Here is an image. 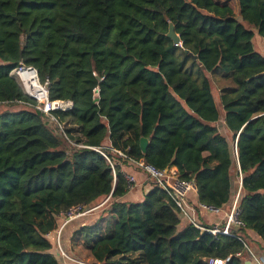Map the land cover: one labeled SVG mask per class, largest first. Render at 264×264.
<instances>
[{"label":"trees","instance_id":"16d2710c","mask_svg":"<svg viewBox=\"0 0 264 264\" xmlns=\"http://www.w3.org/2000/svg\"><path fill=\"white\" fill-rule=\"evenodd\" d=\"M255 33L264 40V0H0V264H60L50 236L58 217L91 206L72 238L93 264H260L264 55ZM20 66L72 108L37 109L11 74ZM137 161L175 167L199 203L217 208L232 202L235 166L242 225L230 235L179 227V208L154 182L142 200L124 199L125 166Z\"/></svg>","mask_w":264,"mask_h":264},{"label":"built area","instance_id":"2783aa9c","mask_svg":"<svg viewBox=\"0 0 264 264\" xmlns=\"http://www.w3.org/2000/svg\"><path fill=\"white\" fill-rule=\"evenodd\" d=\"M21 71H30L31 73H34L35 83L37 86L36 88L38 89L37 94L34 91H32L30 86L27 85L25 81L22 79L21 74H20ZM11 74L13 75L14 78H16V80L22 87L24 93L36 101L35 107L41 110L43 113L48 115L53 110H70L72 108L73 103L70 100H59V99L50 100L49 99L48 91L46 87L47 83L40 82L35 68L20 66V67L13 69ZM102 154L104 155L105 158H107L104 153ZM118 154L121 156H125L121 152H119ZM134 164L140 169H142L154 183L161 186L167 192L169 197L174 201L176 206L179 208L181 215L183 217L186 216L190 218L187 212L186 199L190 192L196 191L195 183L192 180L180 179L179 177H177L176 172L173 171L171 168L168 170H163V169L161 170V169H157L153 167L152 165L145 164L143 161H137V162H134ZM125 178L127 179L129 188H131L134 184V177L132 175L126 174ZM238 194H239V191L237 192L236 198L233 201L229 212L227 213L226 221L224 222L222 226L220 227L213 226L211 228H204L201 225L195 223L192 219H190V223H192L196 227L205 229L212 234L221 233V234L230 235L231 226L242 225L241 221L237 217L238 215V210H237ZM198 208L202 210H207L213 213H217L220 210V208L214 207L212 205H206V204L199 203V202H198ZM89 211L90 210H86V209L80 210L79 207H77L73 209L71 214L65 217L66 219L69 220L73 217H76L81 214H85ZM59 249H60V254L62 256H65L70 259V257H68L65 254V252L61 249L60 246H59ZM77 263L78 264H89L85 261H77ZM223 263H224V260H221L218 258L209 259V264H223Z\"/></svg>","mask_w":264,"mask_h":264},{"label":"crops","instance_id":"0c3cea01","mask_svg":"<svg viewBox=\"0 0 264 264\" xmlns=\"http://www.w3.org/2000/svg\"><path fill=\"white\" fill-rule=\"evenodd\" d=\"M253 43L257 50L264 55V40L260 37L257 33L254 34ZM219 129L222 133L227 134V130L224 125L223 116L219 121ZM173 171H175V167H171ZM125 171L128 175H132L134 177V184L129 189L128 193L125 195L124 199L130 201H140L142 200L144 194L150 190L153 181L148 177V175L136 165H128L125 166ZM240 186V185H239ZM240 188V187H239ZM230 204L220 208L219 212L213 213L207 210H202L198 208V199L196 191H192L188 194L186 199V206L187 212L190 218L186 216H182L181 223L179 227L184 226L186 223L190 222L192 219L195 223L202 225H212L218 226L224 224L227 218V213L230 210ZM96 209V207L94 208ZM92 209V210H94ZM89 211L85 214L78 215L71 219H66L64 215L58 217L59 226L58 228L50 234L51 238L54 240V246L56 242L61 247V249L65 252V254L70 257L67 258L65 256L60 257L59 263L60 264H78L77 261H85L89 264H93L92 258L90 257L89 253L88 256H85L86 260L82 259L78 255V251L76 249L77 243L81 242L78 236L72 238L73 232L81 225L86 222H90L92 220V215L95 214V211ZM251 239L255 240L256 242L261 243L259 237H257L254 233H249ZM262 244V243H261ZM263 245V244H262ZM56 248V246L54 247ZM78 252V253H77ZM258 262L260 264H264V249H261L258 255ZM77 260V261H75Z\"/></svg>","mask_w":264,"mask_h":264},{"label":"rangeland","instance_id":"374dc122","mask_svg":"<svg viewBox=\"0 0 264 264\" xmlns=\"http://www.w3.org/2000/svg\"><path fill=\"white\" fill-rule=\"evenodd\" d=\"M213 93H214V96H215V98H216V101H217V105H218V107L220 108V104H219V101H218V99H217V91H216V89H214L213 90ZM0 109H2V107H0ZM52 119V118H51ZM51 122V124H53L52 123V121H50ZM219 123L220 122H218V125H219ZM54 125V124H53ZM57 134H60V132L57 130ZM234 154V153H233ZM232 175H233V183H234V194H233V198H232V202L230 203V205H232V203H233V201L235 200V198H236V195H237V192L239 191V181H240V176H238V171H237V169H236V167L234 166L233 167V169H232ZM229 205V206H230ZM231 207V206H230ZM55 246H56V250L58 251V253H60V249H59V245H58V243L56 242V244H55ZM76 249H77V251L79 252H77L78 253V255L82 258V259H84V260H86V258H84L85 256H88V250L84 247V245H82V243L81 242H79V243H77V245H76Z\"/></svg>","mask_w":264,"mask_h":264},{"label":"water","instance_id":"95a60500","mask_svg":"<svg viewBox=\"0 0 264 264\" xmlns=\"http://www.w3.org/2000/svg\"><path fill=\"white\" fill-rule=\"evenodd\" d=\"M166 36L170 37L175 44H177L180 41L179 35L174 31V27H173L172 23H169L168 32H167ZM46 87H47V85H46ZM146 145H147V139L142 137L140 139V147H141V150L143 152L146 149ZM239 185H241V183H239ZM94 208H95V206H91V207H87L86 210H92Z\"/></svg>","mask_w":264,"mask_h":264},{"label":"bare ground","instance_id":"6f19581e","mask_svg":"<svg viewBox=\"0 0 264 264\" xmlns=\"http://www.w3.org/2000/svg\"><path fill=\"white\" fill-rule=\"evenodd\" d=\"M21 77L25 81L27 85L30 86L32 91H34L37 94L38 89L36 88V83H35V75L34 73H31L30 71H21Z\"/></svg>","mask_w":264,"mask_h":264}]
</instances>
